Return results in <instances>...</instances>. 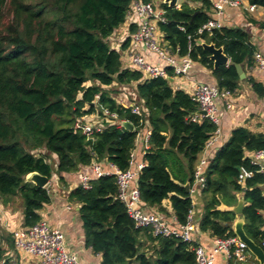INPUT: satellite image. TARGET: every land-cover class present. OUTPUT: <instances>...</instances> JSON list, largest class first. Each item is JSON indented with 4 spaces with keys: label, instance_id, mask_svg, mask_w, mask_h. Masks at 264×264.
<instances>
[{
    "label": "trees",
    "instance_id": "trees-1",
    "mask_svg": "<svg viewBox=\"0 0 264 264\" xmlns=\"http://www.w3.org/2000/svg\"><path fill=\"white\" fill-rule=\"evenodd\" d=\"M132 1L0 0V202L7 205L20 199L23 227L37 223L38 211L50 202L47 189L25 182L28 174L36 172L50 179L56 173L64 182L62 175L92 161L125 170L141 120L147 121L150 138L143 156L145 166L136 179L140 200L160 213L168 200L176 221H186L192 202L184 186L193 184L196 165L217 127L206 118L193 120L198 105L183 90H174L167 79H149L139 70L122 66L120 53L107 39L124 23ZM247 1L264 8V0ZM160 7L166 22L159 23L158 30L170 51L210 70L220 91L234 92L239 76L233 65L251 66L253 62L248 34L228 27L198 34L213 18L210 0H187L179 8L162 3ZM255 25L264 30V22ZM134 30L133 25L130 33ZM198 41L221 48L230 63L214 69L209 52ZM128 43L129 39L123 47ZM132 83L141 100L142 117L112 96L118 93L117 87ZM250 83L256 93L264 94L261 84ZM100 107L116 113L135 131L104 118L103 131L87 141L74 123L101 116ZM263 148L262 134L237 128L208 161L199 192L203 213L198 230L216 238L235 237L236 214L231 208L241 194L246 203L244 233L260 245L264 175L256 172L249 154ZM40 150L43 153L36 156ZM50 156L56 161L55 168L47 162ZM240 168L253 171V176L238 183ZM89 185L88 189H71L67 200L79 205L85 246L101 255L100 264H126L128 259H134V264H194L193 244L174 237H153L149 229L134 227L117 199L114 175L92 177ZM142 238L152 245V254H147L149 248ZM9 249L14 250L11 235L0 233V264H12Z\"/></svg>",
    "mask_w": 264,
    "mask_h": 264
},
{
    "label": "built area",
    "instance_id": "built-area-1",
    "mask_svg": "<svg viewBox=\"0 0 264 264\" xmlns=\"http://www.w3.org/2000/svg\"><path fill=\"white\" fill-rule=\"evenodd\" d=\"M247 0H215L213 2L212 12L215 16H220L225 7L238 8L245 13H252L258 8L257 5L250 4ZM178 6L177 8H179ZM135 16L137 26L130 35L131 42L144 46L147 50L153 52L163 61L167 68H160L146 62L138 54L130 56L131 66L143 73L146 78H164L169 77H186L192 60L188 56L179 57L172 53L167 44L163 41L162 35L158 30L159 23H165L164 12L162 9L156 10L151 2L142 0H133L126 12V18ZM125 18V20H126ZM220 22L212 18L202 25L197 33L210 32L214 29H220ZM254 66L264 72V57L256 52L253 55ZM171 70L172 75L167 70ZM230 93L220 91L216 85L195 83L189 93L190 98L198 105V111L205 112V115H196V118H206L217 127V118L215 116L217 98L224 99ZM117 103L130 109L131 113L142 117V107L126 100V96ZM102 115L84 117L74 123V128L79 130L87 141H93L94 135L103 131L104 118L112 120L114 124L120 126V120L117 114L110 112L107 108L100 107ZM141 128L136 129L135 145L141 141L142 154L149 149L150 132L142 134V129L147 126L146 120H141ZM135 131V129H133ZM218 130L213 133L206 143L205 147L210 146L216 139ZM264 136V130L262 132ZM44 150L35 152V155L42 154ZM134 149L130 152L128 168L117 170L108 163L112 171H104L95 161L88 166L82 167L79 183L84 189L89 188V182L92 177H101L104 175H114L115 185L117 188V199L124 205L126 212L134 223L136 229H149L153 237H174L182 242L193 244L191 248L194 256V264H214L216 257L221 256L226 264H249L253 255L248 250L245 243L240 241L237 236L229 238H216L212 240V246L209 249L201 246L195 234L198 231L197 222L194 220L193 197L199 194L204 187V169L208 163L202 156L196 165L193 184H189V195L192 206L188 211L184 224H179L173 217L172 223L158 213H147L144 211L145 206L142 204L136 187V179L140 171L144 168L145 163L134 162ZM250 163L256 167V172L264 175V148L249 154ZM50 163V160L47 161ZM56 164V163H55ZM55 166V165H54ZM253 171L240 168L237 182L242 183L245 179L253 176ZM134 186L132 187V185ZM14 244V250L11 254L12 264H81L77 255L70 252L64 238V234L57 228L50 226L46 221L39 220L37 223L19 228L11 233ZM264 250V237L259 245Z\"/></svg>",
    "mask_w": 264,
    "mask_h": 264
},
{
    "label": "crops",
    "instance_id": "crops-1",
    "mask_svg": "<svg viewBox=\"0 0 264 264\" xmlns=\"http://www.w3.org/2000/svg\"><path fill=\"white\" fill-rule=\"evenodd\" d=\"M210 1L212 3L215 2V0ZM213 18L217 19L222 27L240 28L244 30L248 34V44L253 48L254 53L258 52L264 57V30L255 25V23L264 22V8L258 7L256 11L252 13H245L238 8L225 7L220 16L213 15ZM124 22L126 23H124V25H120L109 37L112 38L113 35H117L113 42L114 45H116V43L119 44L117 46L120 47L119 51L112 45H109L112 49L118 51L119 53L121 50L123 51V53H120L122 66L124 68L134 69L131 66L130 56L138 54L151 65H155L160 68H167L166 64L153 52L147 50L140 44L131 42L130 27L134 25L136 28L137 18L135 16H131L130 18H126ZM127 39H129V43L123 47ZM131 45L132 47H130ZM241 68L244 72L245 78L242 80L239 79L238 88L224 99L217 98L215 100V116L218 120V133L215 141L210 146L205 147L200 156V158L204 156L207 161L211 160L217 151L228 141L233 130L237 128H245L254 134H262L264 130V94L259 95L256 93L250 83V80H253L256 83L261 84L264 89V72L254 66V60L251 66H247L245 64L242 65ZM168 79H170L169 82L174 90H183L187 94L190 93L195 83L216 85L211 71L197 62H192L191 68L186 77L182 78L173 76ZM126 88L134 92L135 84L132 83L127 87H117L116 89L124 90ZM118 94L119 92L112 95L117 102L122 99L120 96L118 97ZM134 99L135 97L132 95L130 102H134ZM126 100L129 101L127 97ZM148 131L150 132L149 128L145 127L142 129L141 133L144 134ZM141 145V141L135 145V163L143 162ZM50 157L51 160L56 163L55 159H53L52 156ZM98 164L104 171H112L109 169L107 162H101ZM81 169L82 167L75 172L77 174V178L74 172L62 175L64 182L59 181L58 174L54 173L52 175L48 181V185L45 187V189L51 193L50 202L43 205V207L38 211V214L40 216V220L46 221L50 226L59 229L64 234L65 242L69 251L74 252L77 255L81 264H100L101 255L95 254L90 248L85 246L82 224L78 213L79 205L70 203L67 200L69 191L75 188L79 183ZM133 186L134 184L132 187ZM242 199V195L238 194L237 203L231 209L233 210ZM17 203L19 204L18 201ZM13 205L14 202L7 205H3L0 202V233L11 235L13 231L23 227L22 204L21 206L19 204V208L17 210L12 208ZM245 205L246 203L243 200V207ZM193 206L194 220L198 224L203 213L199 194H196L193 197ZM162 207L164 209V213H160L157 207L145 206L144 211L147 213H158L163 216L167 222L172 223L174 216L172 214L169 201H164ZM260 214L263 218L262 229L264 230V210L261 211ZM239 219L242 218L236 215V218L232 223V229ZM195 237L201 246L206 249L211 248L214 237H212L208 232H201L198 230ZM140 241L144 243L145 247L149 248L147 254H152V245L145 242L144 238ZM2 245L5 246V249H8L5 242H3ZM7 251L11 252L12 250L9 249ZM252 259L255 260V257L253 256ZM214 264H226V262L221 256H218L216 257Z\"/></svg>",
    "mask_w": 264,
    "mask_h": 264
},
{
    "label": "water",
    "instance_id": "water-1",
    "mask_svg": "<svg viewBox=\"0 0 264 264\" xmlns=\"http://www.w3.org/2000/svg\"><path fill=\"white\" fill-rule=\"evenodd\" d=\"M163 4H166L170 8H177L178 7V0H163ZM196 12L193 14L195 15ZM198 44L202 46L204 50L209 52L210 54V60L213 62V68L216 69L220 66H227L230 63L229 58L223 53L221 48H216L212 44H204L198 41ZM237 75L239 76V79L242 80L245 78L244 72L240 65L234 64L233 65ZM170 81V79H167ZM197 115H205V112L198 111ZM120 126L123 127L125 130L129 132H133L134 127L125 121L120 122ZM49 179L45 176H42L36 172L30 173L25 177V182L32 183L37 188H45L48 185ZM185 190L189 192V185L185 184L184 186ZM49 196H51V193L49 192ZM242 210H243V199L240 200L237 204V206L233 209V212L240 216V218L237 220V222L234 225V234L238 237L240 241L245 243L250 253L255 257V260L258 262V264H264V250L255 244L250 238L246 236L243 230V217H242ZM134 259H128L126 261V264H133Z\"/></svg>",
    "mask_w": 264,
    "mask_h": 264
},
{
    "label": "rangeland",
    "instance_id": "rangeland-1",
    "mask_svg": "<svg viewBox=\"0 0 264 264\" xmlns=\"http://www.w3.org/2000/svg\"><path fill=\"white\" fill-rule=\"evenodd\" d=\"M150 2L152 3V5L154 6V8H155L156 10H160V9H161L160 5L163 3V0H151ZM184 2H187V0H178V6H180V5H181L182 3H184ZM124 23H126V22H124ZM124 23H123L122 25H124ZM116 36H117V35H113L112 38L107 39V41H108V44L112 45L113 47H115V48L118 49V51H119L120 47H117L119 44L116 43V45H114V42H113ZM111 43H112V44H111ZM130 47H132V45H131ZM120 53H123V51L121 50ZM131 88H132V87H131ZM108 90L112 91L113 88L110 87ZM118 92H119L118 97L120 96L121 98H123V95H125V96L128 98L129 101H131V96L134 95L135 99L133 100V101H134L133 103H135V104H137V105H139V106L142 105V104H141V100L138 98V96H137L135 90H134V92H132L131 90H129L128 88H126V89H124V90H118ZM120 93H121V95H120ZM132 93H133V94H132ZM118 97H117V98H118ZM51 165H52L53 167H54V165H55V163L53 162V160H51ZM54 168H55V167H54ZM74 174H76V173L74 172ZM76 178H77V174H76ZM17 201L19 202V204H20V206H21V201H20V199H19V198L15 199V200H14V205L12 206V208H14L15 210H17V209L19 208V204L17 203ZM12 203H13V202H12ZM2 246L5 247L4 245H2ZM252 258H253V257H252ZM252 258H251L249 264H257V262H256L255 260H253ZM135 264H136V263H135Z\"/></svg>",
    "mask_w": 264,
    "mask_h": 264
}]
</instances>
